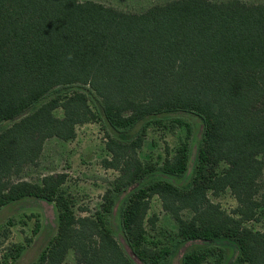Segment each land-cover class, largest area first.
I'll list each match as a JSON object with an SVG mask.
<instances>
[{"label":"trees","instance_id":"16d2710c","mask_svg":"<svg viewBox=\"0 0 264 264\" xmlns=\"http://www.w3.org/2000/svg\"><path fill=\"white\" fill-rule=\"evenodd\" d=\"M174 113L202 124L184 186L151 176L182 177L187 144L159 166L139 157L150 120ZM96 121L113 132L102 165L117 176L99 210L76 217L60 192L65 175H21L46 140H74L77 127ZM263 170L264 3L171 0L129 13L92 1L0 0V208L24 198L54 203L56 233L39 264H66L70 253L74 264H135L110 223L130 189L119 224L143 264H165L172 252L146 244L158 220L149 217L153 197L175 221L177 245L228 241L238 248L234 264H264V230L245 225L264 218ZM227 190L232 214L209 199ZM212 250L186 252L180 264H202Z\"/></svg>","mask_w":264,"mask_h":264},{"label":"rangeland","instance_id":"374dc122","mask_svg":"<svg viewBox=\"0 0 264 264\" xmlns=\"http://www.w3.org/2000/svg\"><path fill=\"white\" fill-rule=\"evenodd\" d=\"M92 1L124 12L141 13L154 5H161L171 0H82ZM216 2L228 0H212ZM247 4H263L264 0H240ZM69 91L78 90V85L65 88ZM93 107V103L90 101ZM54 114L62 116V110ZM144 143L139 157L144 163L161 165L169 151L173 156L178 148L187 144L189 149L188 167L180 177H171L160 172L151 177L169 180L176 186H184L191 181L198 144L202 137V124L198 118L189 113H174L166 119L153 118L146 126ZM112 130L101 121L85 124L76 128V137L71 141L51 138L45 141L43 151L36 166L27 167L21 179L39 182L42 177L52 174H63L66 181L60 188L61 194L68 200L76 217L93 216L99 210L102 196L112 185L117 172L105 169L102 160L108 158L105 144ZM142 182H140L141 184ZM260 183L264 188V170ZM130 189L122 194L115 205L110 218L114 236L135 264H143L127 246L120 229V209ZM209 199L218 204L222 210L232 214L237 203L230 191L217 196L209 193ZM156 215L155 228L147 227L146 244L149 247L169 245L171 255L165 264H180L182 256L193 249L210 251L202 264H234L238 258V248L232 242L218 241L213 243L186 242L177 245L175 221L162 210L157 197L150 204L149 217ZM245 225L255 231L264 230V218L249 221ZM57 209L54 203L35 198H24L0 208V262L2 264H39L40 253L56 233ZM37 231L34 233V231ZM66 264H74L70 253Z\"/></svg>","mask_w":264,"mask_h":264}]
</instances>
